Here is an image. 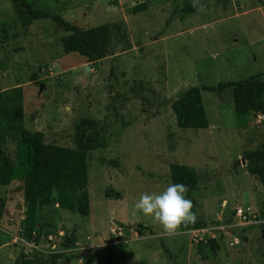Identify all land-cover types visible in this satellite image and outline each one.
Wrapping results in <instances>:
<instances>
[{"label": "rangeland", "instance_id": "obj_1", "mask_svg": "<svg viewBox=\"0 0 264 264\" xmlns=\"http://www.w3.org/2000/svg\"><path fill=\"white\" fill-rule=\"evenodd\" d=\"M32 1L80 27L116 22L119 30L109 54L89 62L63 51L69 32L54 21L26 24L10 0H0V89L20 86L23 126L70 147L80 119H94L99 131L87 158L89 214L51 204L37 242L43 251L24 253L16 239L23 182L0 184V264H264V226L234 216L242 207L264 218L263 179L243 157L264 141V115L239 126L229 88L201 91L205 128L178 127L170 106L191 85L264 78V0H198L203 11L192 12L183 7L193 0ZM0 123L8 126L1 116ZM14 151V136H0V153L13 159ZM173 162L198 174L193 211L204 226L169 236L134 205L172 184ZM109 187L121 196H106ZM137 223L146 226L142 235ZM67 234L76 239L70 251L61 247ZM56 252L64 254L52 258Z\"/></svg>", "mask_w": 264, "mask_h": 264}, {"label": "trees", "instance_id": "obj_2", "mask_svg": "<svg viewBox=\"0 0 264 264\" xmlns=\"http://www.w3.org/2000/svg\"><path fill=\"white\" fill-rule=\"evenodd\" d=\"M10 1L22 22L27 24L36 19L49 18L64 31H68L69 33L61 38L63 51L77 52L89 62L103 59L109 54L113 30H119L116 22L80 27L58 13L35 6L32 0ZM112 2L116 3V0ZM183 10L194 11L193 2L185 4ZM228 88L231 90L233 109L239 126L248 123L250 116L264 115V78L253 74L239 80L219 81L215 85L189 86L171 102L176 125L180 128L207 127L208 118L201 91L221 93ZM20 93L19 85L9 90L0 89V116L8 122V126L0 123V136L11 134L15 139L13 159L7 153H0V184L8 185L14 180L23 182L24 211L20 235L27 240L38 242L41 240L42 225L47 219L51 204L54 208L73 210L82 216L89 214L87 158L98 139L99 131L94 119L84 117L75 125L74 147L46 142L42 131L30 130L23 126V109L17 99ZM243 157L252 162L253 170L261 176L264 183V141L256 149L244 151ZM107 162L118 166L116 159H108ZM169 172L172 183L187 185L189 190L186 198L193 200L191 190L199 179L195 169L173 162L169 164ZM105 195L119 198L121 193L109 187L105 190ZM53 198L54 201L51 202ZM203 226V221H196L188 228L199 229ZM145 228V225L137 223L135 230L141 235ZM204 243L197 246L199 253L202 252ZM206 243L211 250L218 249L213 238L207 239ZM75 244V237L67 234L61 247L73 249ZM163 250L172 255L165 245ZM63 254L56 252L51 254V257L57 259Z\"/></svg>", "mask_w": 264, "mask_h": 264}, {"label": "clouds", "instance_id": "obj_3", "mask_svg": "<svg viewBox=\"0 0 264 264\" xmlns=\"http://www.w3.org/2000/svg\"><path fill=\"white\" fill-rule=\"evenodd\" d=\"M193 7L203 11L204 5L193 0ZM188 190L183 183H172L160 193H142L134 206L143 215L151 216L162 227L165 235H175L197 221L194 204L186 198ZM37 251L42 249L37 248Z\"/></svg>", "mask_w": 264, "mask_h": 264}, {"label": "built area", "instance_id": "obj_4", "mask_svg": "<svg viewBox=\"0 0 264 264\" xmlns=\"http://www.w3.org/2000/svg\"><path fill=\"white\" fill-rule=\"evenodd\" d=\"M234 212H235L234 216H236L238 219L240 218V220L248 221L249 224L259 223L260 226L261 225L264 226V218L261 219L260 217L261 215L259 213L250 211V209L248 208L243 209L242 207H235ZM16 239H19L24 244V248H25L24 253H30L34 250H37V248L42 249L41 246L33 239L26 240L21 235L19 237H16ZM63 248L64 251L72 250L71 248H67V247H63Z\"/></svg>", "mask_w": 264, "mask_h": 264}, {"label": "water", "instance_id": "obj_5", "mask_svg": "<svg viewBox=\"0 0 264 264\" xmlns=\"http://www.w3.org/2000/svg\"><path fill=\"white\" fill-rule=\"evenodd\" d=\"M44 84L43 83H40V86H39V89L43 88ZM232 222V218H229V219H226L225 223L226 224H231ZM115 223L119 226H121V222L120 221H115ZM232 232L235 233V229L232 228Z\"/></svg>", "mask_w": 264, "mask_h": 264}, {"label": "crops", "instance_id": "obj_6", "mask_svg": "<svg viewBox=\"0 0 264 264\" xmlns=\"http://www.w3.org/2000/svg\"><path fill=\"white\" fill-rule=\"evenodd\" d=\"M21 194H22V197H23V192H22V189H21ZM21 197V199H22V203H23V198ZM23 211H24V205H23ZM22 218H23V216H22ZM22 218H21V220H22ZM115 221V220H114ZM121 222V221H120ZM20 223H21V221H20ZM136 224V223H135ZM117 225V224H116ZM121 225H122V222H121ZM117 227L118 228H120L121 226H119V225H117ZM137 232V231H136ZM143 234V233H142ZM141 234V235H142ZM140 235V234H139ZM101 239V238H100ZM103 239H101V241H102ZM126 241V240H125ZM167 247V246H166ZM168 248V247H167ZM169 249V248H168ZM197 249V248H196ZM170 250V249H169ZM198 252V251H197ZM199 253V252H198ZM172 255H170V257H171Z\"/></svg>", "mask_w": 264, "mask_h": 264}]
</instances>
